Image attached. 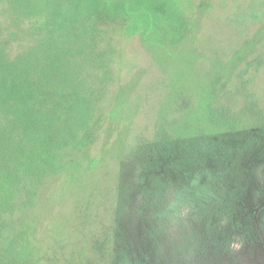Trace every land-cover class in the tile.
Masks as SVG:
<instances>
[{
  "label": "rangeland",
  "instance_id": "obj_1",
  "mask_svg": "<svg viewBox=\"0 0 264 264\" xmlns=\"http://www.w3.org/2000/svg\"><path fill=\"white\" fill-rule=\"evenodd\" d=\"M40 1L31 0L24 15L16 0H0V53L13 58L54 33V5L37 10ZM192 1L182 6L190 30L170 39L130 32L119 16L96 14L94 22L83 4H73V23L72 2L63 0L58 66L82 68L74 81L90 99L91 116L86 121L78 111L83 125L64 127L71 133L59 164L36 167L38 180L33 175L27 190L18 189L12 215L27 220L11 227L0 221V264H264V0ZM79 45L99 59L81 62L73 55L82 53ZM27 63L37 71L30 76L50 82L46 62ZM218 80L225 82L219 90ZM213 91L232 105L235 130L227 122L205 127L218 102ZM179 124L192 126V136ZM202 128L225 147L209 160L198 155L193 168L222 173L207 205L180 204L174 194L187 184L185 163ZM162 129L168 138L158 135ZM173 200L177 209L169 210Z\"/></svg>",
  "mask_w": 264,
  "mask_h": 264
},
{
  "label": "trees",
  "instance_id": "obj_2",
  "mask_svg": "<svg viewBox=\"0 0 264 264\" xmlns=\"http://www.w3.org/2000/svg\"><path fill=\"white\" fill-rule=\"evenodd\" d=\"M71 2L72 18L74 17L73 4H78V7L83 4L85 7L84 12L87 16H92L94 22L96 14L104 13L110 17L119 16L130 21L129 30L133 33L147 32L160 38L162 32H167L170 39H174V37L177 39L184 36L190 30V18L184 17L185 14L182 13V6L186 3L190 7L193 2L192 0H71ZM42 3H52L54 5L52 10L55 13L54 21L49 23H53L54 26V30L51 29L54 33H51L50 37H53L56 41L53 42V39L49 40L50 37L41 40V36L35 43L23 46L24 48L26 46L28 48H23L21 51L16 52L13 58L0 53V217L2 219L0 221L10 223L11 225L8 227H11L14 223H23L27 220L25 217H21V220H19L13 218L12 215L16 207L14 196L19 194L17 192L18 189L27 190L28 181L33 175L38 180L41 172H36V167L41 169L45 164L54 169L53 163L59 164L60 153H63L62 150L64 149L63 143H68L66 142L69 137L67 133H71L70 130L64 127H71V130H75L82 126L83 121L77 116L78 111L83 109L84 113L81 116H85L86 121H88V118L91 116L90 110H92L89 105L90 99L85 94L80 93L81 91L76 88L75 84L77 81H74L78 80L82 68L76 69L70 67L68 71H62L58 66V63L61 61L59 59L62 58L60 50L64 51L63 47H60V50L59 46L57 47L58 17L65 13L63 0H41L39 6H37V10L46 8L44 7L45 4L42 7L40 6ZM16 4L23 5L24 15L27 13L25 9L32 7L31 0H16ZM21 20V16L17 15V22H21ZM72 22L76 23L75 19ZM73 26L76 27L75 25H71V28ZM86 31L91 35L92 32L97 31V25L95 23L87 25ZM72 48H67V50ZM84 48L85 46L79 45V50L82 53H73V55H81L78 58L81 62L99 59L97 58L99 56H94L90 53L86 55L83 51ZM51 59H54L51 62L54 67H49V65H52L49 62ZM27 62H46L48 65L44 68L49 71L50 82L41 77L45 76V74L34 77L30 76L29 73L37 71L33 70L32 67L34 65L29 66ZM53 68H55L54 72ZM58 70L62 73L60 76L57 74ZM80 79L83 80L82 82H86V79ZM59 81L62 83L61 86L58 85L57 87V85H54L51 87L52 84ZM72 81L75 85L72 87L71 85L67 86ZM216 83L217 90L225 85L224 81L220 82L218 80ZM212 97L213 100L218 102L214 105V110L211 108L210 112L208 111L209 114H206L205 127H221L227 122L228 125L225 127L228 128V131L235 130L237 122L233 116L235 113L232 105L221 103L215 91L212 92ZM180 107L185 112H188L190 109L188 108L189 103L185 102ZM69 108H72L73 115L67 113ZM85 110H88V112ZM176 123L174 122V125ZM61 125L63 126L60 129L63 132L62 134L56 128V126L60 127ZM179 125L182 126H179L177 129L180 133H183L187 137L192 136L188 130V124ZM44 126H50L52 129L48 135L45 134L43 136L42 131ZM225 127L214 129H224ZM178 131L177 133L179 134ZM200 134L199 142L196 145L190 146L191 150L185 163L186 167L183 171V177L184 182L187 184L174 194V198L180 197V204L185 202L190 204L191 202L195 206L207 205L211 200L210 197L215 192L213 189L214 186L216 187L215 180L222 173V170L216 166L193 168L195 157L198 155L205 160H209L211 154L222 152L225 147L219 138L209 137L208 132L204 128L201 129ZM158 135L168 138L169 132L167 129H162ZM58 141H62V143ZM80 141L74 140V142H78L76 143L78 144L77 147L81 146ZM174 161L177 160L173 158V167L175 165ZM170 162H172L171 159H169L168 163ZM183 197H188L189 199L184 200ZM167 208L169 210H176L175 200ZM167 208L163 210L162 215L168 214ZM115 221L118 223L120 219L117 217ZM30 228L26 224L24 233L31 234Z\"/></svg>",
  "mask_w": 264,
  "mask_h": 264
}]
</instances>
